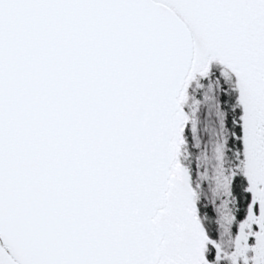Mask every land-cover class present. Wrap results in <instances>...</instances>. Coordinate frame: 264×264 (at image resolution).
Returning <instances> with one entry per match:
<instances>
[{
  "label": "snow or ice",
  "instance_id": "snow-or-ice-1",
  "mask_svg": "<svg viewBox=\"0 0 264 264\" xmlns=\"http://www.w3.org/2000/svg\"><path fill=\"white\" fill-rule=\"evenodd\" d=\"M0 264H264V0H0Z\"/></svg>",
  "mask_w": 264,
  "mask_h": 264
}]
</instances>
